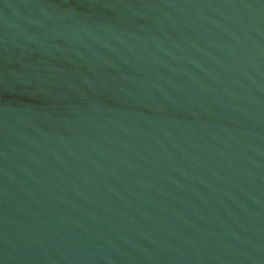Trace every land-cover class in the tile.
Returning a JSON list of instances; mask_svg holds the SVG:
<instances>
[{
  "label": "water",
  "instance_id": "95a60500",
  "mask_svg": "<svg viewBox=\"0 0 264 264\" xmlns=\"http://www.w3.org/2000/svg\"><path fill=\"white\" fill-rule=\"evenodd\" d=\"M0 264H264V0H0Z\"/></svg>",
  "mask_w": 264,
  "mask_h": 264
}]
</instances>
